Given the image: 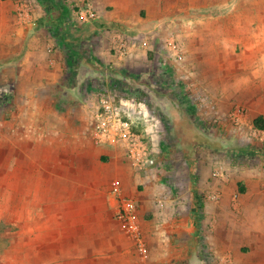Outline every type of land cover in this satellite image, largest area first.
Here are the masks:
<instances>
[{
  "label": "crops",
  "instance_id": "obj_1",
  "mask_svg": "<svg viewBox=\"0 0 264 264\" xmlns=\"http://www.w3.org/2000/svg\"><path fill=\"white\" fill-rule=\"evenodd\" d=\"M38 1L0 0L6 10L0 8V13L10 18V24L2 25L0 32V94L6 99V107L0 108L2 195L15 193L19 199L16 207L22 196L34 195L38 206L32 208L42 211L50 225L81 224L84 264H141L136 237L146 242L155 264L175 259L195 263L196 255L183 252L196 236L190 218L193 209L189 218L179 220L174 216L173 188L162 182L155 184L157 173L136 172L116 148L96 146L89 126L98 100L84 102V93L98 98L99 82L111 87L118 81L127 88L129 84L147 88L142 82H150L152 64L140 42L134 46L127 42L129 51L123 59L114 51L120 41L104 29L122 22L140 34L147 32L150 23L131 24L125 19L140 18L136 13L150 0H87L98 18L82 24L77 15L78 28L60 23L69 13L70 2L78 13L82 6L78 0L59 1L60 15L53 21L54 28H48L46 19L39 20L44 18L41 9L31 13ZM41 2L47 7L52 1ZM37 20L40 25H36ZM79 66L84 68L81 74ZM130 71L132 75L127 73ZM104 86L101 90H106ZM174 125L182 127L180 136L189 152L201 133L185 117ZM162 171V176L171 173L165 167ZM116 182L121 183L125 195L139 203V216L130 225L116 219L112 197ZM239 206L223 201L208 207L214 215L213 221L209 220L213 234L208 240L216 258L231 261L233 255H241V246L251 248L249 256H264V238H243L253 232L249 220L263 218L264 204L243 205L256 210L246 214L245 225V220L241 224L238 218Z\"/></svg>",
  "mask_w": 264,
  "mask_h": 264
},
{
  "label": "rangeland",
  "instance_id": "obj_2",
  "mask_svg": "<svg viewBox=\"0 0 264 264\" xmlns=\"http://www.w3.org/2000/svg\"><path fill=\"white\" fill-rule=\"evenodd\" d=\"M41 1L33 4L31 13L41 9L44 18L39 20L46 19L48 28H54L60 0H47L52 1L47 7ZM69 4V13L60 23L78 28L77 9L73 2ZM0 8L6 11L3 4ZM136 14L140 18L125 20L150 23L147 32L140 34L122 22L108 24L104 30L120 43L140 42L152 64L150 82H142L147 88L130 84L127 88L118 81L114 87L99 82L96 88L104 86L123 98L141 91L150 117L131 113L129 118L139 133L147 138L155 135L157 148L149 168L157 173L154 183L173 188L171 200L179 220L189 218L193 209L190 218L196 236L183 252L196 255V262L175 259L168 264H264V256H249L251 248L243 246L241 255H233L231 261L216 258L208 240L213 234L211 203L240 204L238 218L241 224L245 220L244 225L246 214L256 210L243 205L264 204V144L254 135L256 130L264 132V0H150ZM9 21L7 13H0V32ZM78 68V74L84 72ZM226 95L229 98L224 99ZM84 96V102L98 100ZM5 100L0 94V108L6 107ZM184 117L205 138L189 152L180 136L182 127L174 125ZM164 167L171 173L162 176ZM217 171L219 175L214 176ZM37 200L27 194L16 207L15 193L2 195L0 177V264H84V227L50 225L42 211L32 208L38 206ZM249 224L253 232L243 238H264V215L253 217ZM135 240L141 264H155L146 242Z\"/></svg>",
  "mask_w": 264,
  "mask_h": 264
},
{
  "label": "built area",
  "instance_id": "obj_3",
  "mask_svg": "<svg viewBox=\"0 0 264 264\" xmlns=\"http://www.w3.org/2000/svg\"><path fill=\"white\" fill-rule=\"evenodd\" d=\"M82 3L77 13L82 24H90L97 20V13L92 4L87 0ZM115 51L120 57L128 55L127 44L122 42ZM101 90V89H100ZM97 93V108L93 115L91 138L98 147H114L119 150L126 163L136 172L149 170L152 164V154L157 148L155 135L150 133L147 138L137 131L135 123L130 120L134 113L145 119L150 117V112L140 93H131V97H119L113 92L102 89ZM255 137L264 144V132L256 130ZM219 172L214 173L218 176ZM116 219L121 223L130 225L135 221L139 207L136 201L125 195L120 182L114 184L112 190Z\"/></svg>",
  "mask_w": 264,
  "mask_h": 264
},
{
  "label": "trees",
  "instance_id": "obj_4",
  "mask_svg": "<svg viewBox=\"0 0 264 264\" xmlns=\"http://www.w3.org/2000/svg\"><path fill=\"white\" fill-rule=\"evenodd\" d=\"M2 97V96H1ZM2 98H4V97H2ZM192 139V138H191ZM205 139H204V137H199L198 139H196V140H193L192 141V145L193 146H195L196 144H201L203 141H204Z\"/></svg>",
  "mask_w": 264,
  "mask_h": 264
}]
</instances>
